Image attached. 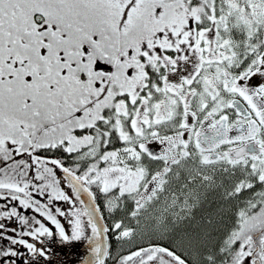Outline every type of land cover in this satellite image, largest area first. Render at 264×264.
Segmentation results:
<instances>
[{
    "label": "snow or ice",
    "instance_id": "obj_1",
    "mask_svg": "<svg viewBox=\"0 0 264 264\" xmlns=\"http://www.w3.org/2000/svg\"><path fill=\"white\" fill-rule=\"evenodd\" d=\"M0 202V264H264V0H0Z\"/></svg>",
    "mask_w": 264,
    "mask_h": 264
},
{
    "label": "flooded vegetation",
    "instance_id": "obj_2",
    "mask_svg": "<svg viewBox=\"0 0 264 264\" xmlns=\"http://www.w3.org/2000/svg\"><path fill=\"white\" fill-rule=\"evenodd\" d=\"M25 214H28L27 212ZM106 214V213H105ZM63 222V221H62ZM10 226H14L11 225ZM157 242V241H154ZM150 242H142V238L137 237L136 239L132 241H121L117 242L115 239L111 240L112 244V252L114 256L121 255V254H128L129 251L136 250L137 246H147ZM47 244L51 245L50 251L52 252V255L50 256L51 264H67L64 259L58 258L61 254H70V250H75L77 255L81 254V246L83 242H75L74 246H62L57 242H53L51 240L47 241ZM109 264H114L112 260L109 261Z\"/></svg>",
    "mask_w": 264,
    "mask_h": 264
},
{
    "label": "water",
    "instance_id": "obj_3",
    "mask_svg": "<svg viewBox=\"0 0 264 264\" xmlns=\"http://www.w3.org/2000/svg\"><path fill=\"white\" fill-rule=\"evenodd\" d=\"M85 220H86V218H85ZM88 234L90 235V229L88 230ZM80 251L82 253L77 255L76 251L73 249V250L69 251L70 254H61L58 256V258L64 259L67 264H84V261L88 257H90V252L88 249L87 241L83 242Z\"/></svg>",
    "mask_w": 264,
    "mask_h": 264
},
{
    "label": "rangeland",
    "instance_id": "obj_4",
    "mask_svg": "<svg viewBox=\"0 0 264 264\" xmlns=\"http://www.w3.org/2000/svg\"><path fill=\"white\" fill-rule=\"evenodd\" d=\"M0 203H3V202H0ZM11 222H9L10 224ZM158 238H152V237H148V236H145L142 238V242H154V241H157Z\"/></svg>",
    "mask_w": 264,
    "mask_h": 264
}]
</instances>
